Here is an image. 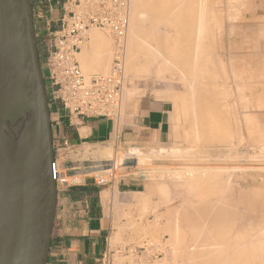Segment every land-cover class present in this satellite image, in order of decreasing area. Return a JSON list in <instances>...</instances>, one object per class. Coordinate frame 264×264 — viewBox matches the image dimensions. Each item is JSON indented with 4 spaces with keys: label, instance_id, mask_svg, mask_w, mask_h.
Instances as JSON below:
<instances>
[{
    "label": "bare ground",
    "instance_id": "1",
    "mask_svg": "<svg viewBox=\"0 0 264 264\" xmlns=\"http://www.w3.org/2000/svg\"><path fill=\"white\" fill-rule=\"evenodd\" d=\"M90 1L89 0H79V2L76 5V9H75V7L73 8V9H75L74 11L76 12V14H81V15L89 14L90 15V13L85 11L86 9L84 10V7L85 8L89 7V9H90V7L92 6V4H91V6H88L89 5L88 3H90ZM93 1H95V0H93ZM123 1H124L123 4H125L126 1L125 0H123ZM215 1H218V0H215ZM215 1H213L214 4L216 3ZM226 1H230V0H226ZM252 2H253V0H252ZM252 2H251V0H244L243 2L241 1L240 2L241 7H239V9L250 11L249 8L254 3V2L253 3ZM92 3H94V2H92ZM98 3H100V2H98ZM255 3H257V0ZM211 4L209 3V0L208 1L207 0H132V3L130 2L128 4L129 6L127 5V13L125 11L126 16L122 13V15L120 17V23L117 24V26L115 28L113 27L115 30H117L115 32L117 33L119 42H121L118 48L122 49L123 51H122V56L120 55V57H118V58H120L118 60L119 63L117 64L115 62L114 65L111 66L112 68L109 70L108 73H106V72L109 69L108 66L111 65V61H112V57H111L112 56V49H111V40L110 39L113 37L110 38L107 35H105L104 33H101L102 31H99L96 28V26H98V25L90 24L88 26V28L85 29L86 31L82 35L83 40L80 41V43H79V49L75 55V58L78 61L79 69H80L81 73H82L81 67L87 73L88 72L89 73H100V74L106 73L103 75H100V74L96 75L97 81L100 82V85H99L100 93L98 94V98L102 97V96H104V98H105L101 102L96 101L97 102L96 110H99V109L107 110V107H111V100L113 99L112 90H111L112 84H113V75L117 71V72H119V75H120V81L118 82V86L120 88V97H121L122 106H121V109L119 112V116L117 118H112L113 116H110V115H107L108 117H105V118L111 120L114 124H116L119 121V119L121 117V113L123 111V96H124L123 92H122L123 86H125V89L127 90L126 93H128V92L130 93L131 92L130 90L133 87H136L135 92L139 93L141 91V88L143 87V82L145 80L149 81L150 78H152L154 80V84H155L154 88L159 89V90L154 89V92L156 91V93H158L157 92V90H158L159 93H161L160 91H162V90H160V89H162V88L167 89V92H169V93L174 92V93H171V94H173L172 98L173 97H175V98L179 97L180 100L182 99L181 102L184 100L183 101L185 103L184 106H186V109L188 110V111H186V113H188V112L190 113L192 111L194 113V111H196V110H198V111L201 110L200 114H202L201 113L202 111H207L206 114L209 117L208 113L212 112L216 115L211 113L212 114L211 117L213 115L215 116V118H211V119H214V120L216 119L215 121L218 122L219 119L222 118V117H219V119H218V116L227 112V111H225V108L228 106L227 103H226L227 106H225V105H223L225 103H221V100L219 101L218 99L215 98V96H216L215 90L217 91V89L215 87V83H217V85L219 84L218 79H217L218 81L215 82V76L218 74L216 72V67H215V65L217 63H215V62L218 59L220 60V58H218L220 56L217 55V54H219L220 51L214 49L215 48V46L213 45L214 42L211 45L210 43H206V42L203 43L202 42L203 38H201L202 41L199 40L200 38H198V37H200V34H201L200 32H198V29L200 31V28H202L203 32H205V33H203V32L202 33L207 34L210 31V29L213 28V27L211 28V26H210L211 25V23H210L211 15L209 16V13H210L209 10H211L210 8L212 7ZM225 4H228V2ZM121 6L124 8L123 5H121ZM105 7L106 6H104V8ZM214 7L215 8H214L213 12L211 10V12L213 14L217 12V11L216 12H214V11L216 8H218L216 6H214ZM223 7H224V5H223ZM109 9H110V7H109ZM212 9H213V7H212ZM236 9L238 10V7L235 8V10ZM117 10H119V8ZM119 11H123V9L119 10ZM92 12H93V10H92ZM106 13H107V11H106ZM106 13L105 14L100 13V15L108 16L109 14L107 15ZM222 13L220 11L217 14L219 16L220 14L222 15ZM229 13H232V12H229ZM95 14H96V12H95ZM97 14H98V12H97ZM235 14L238 15L239 13H235ZM236 15H234L233 17H235ZM214 16H216L219 19H220V17H223V15L220 17H218L217 15H214ZM222 19H220V20H222ZM212 20H213V18H212ZM212 20H211V22H212ZM214 22L212 23V25L216 24ZM217 23L220 24V22H217ZM221 23L223 24V20ZM107 25L109 26L110 24L106 23L105 26L107 27ZM217 26H219V25H217ZM217 26H215V27H217ZM160 28L162 29V31L160 30ZM104 29H106V28L104 27ZM213 31H214V29H213ZM198 33H199V35H198ZM35 35H36V33H35ZM212 35L214 36V34H212ZM205 36H203V37H205ZM207 37L208 36H206L205 39H207ZM118 40L115 43H119ZM204 41H207V40H204ZM84 45H87L88 50L82 51V49H84ZM37 46H38V43H37ZM112 47L114 48V46H112ZM117 49H116V51H117ZM215 51H218L216 56H215ZM39 53L40 52L38 49V54ZM118 54H119V52H118ZM214 57H216L218 59L216 60V58L214 59ZM39 62H40V59H39ZM41 64L42 65H40V68L42 71V76H43V80H44L46 92H47V86H46V74H47V72L46 73L43 72V69H42V66H44L46 68V64H45L44 59L41 61ZM218 64L223 65V63H221V62H219ZM80 65H81V67H80ZM218 66H217V68H218ZM223 67L224 66H221V69L218 68V70H221L223 72L224 71ZM221 71H220V73H221ZM82 74L84 76V73H82ZM220 75H223V74L221 73ZM220 75L218 74V76H220ZM223 76L225 77V75H223ZM220 78H221V76H220ZM85 79H86V82L92 83L91 78L85 77ZM220 83H222V82H220ZM225 83H223V85ZM207 85L209 87H210V85H214V86L212 87V89H210V88H208ZM225 86L227 87V84ZM63 87H64V89H61L62 93L70 91V86L69 87L67 86V82L63 83ZM171 88H173L175 90H173ZM220 89H224V88H220ZM170 90H171V92H170ZM176 90L177 91L181 90V91L179 94H177L175 96ZM137 91H139V92H137ZM162 92H164V91H162ZM169 93H167L166 95H168ZM176 93H178V92H176ZM219 95H218V98H219ZM229 95H231V94H229ZM47 96H48V94H47ZM188 96L191 98V100H189L190 98ZM227 96H228V94H227ZM168 97H169V95H168ZM168 97H167V99H168ZM186 97H188V98H186ZM213 98L218 100V101L215 100L216 101V103H215L213 101ZM48 102H49V104L51 102L49 100V97H48ZM188 102L189 103L192 102V104L191 103L189 104ZM219 102L221 104H219ZM230 105H229V107H230L229 110H231L232 109L231 107H233ZM180 106H181V104H180ZM181 108L183 109L182 106H181ZM238 108H239V106H238ZM234 111H235V108H234ZM237 111H239V110L237 109ZM181 112H183V111H181ZM193 113L191 114V116L195 115ZM234 114H235V112H234ZM226 115H228V113ZM229 115H231V113ZM239 115H240V113H239ZM189 116H190V114H189ZM184 117H185V115H184ZM198 117H199V113H198ZM228 117L222 118V120L224 119V121L221 122L219 130L217 129L218 128L216 125L217 123L215 122L216 124L214 126L217 127V128H215L216 131H218L217 133H215L216 132L215 130H212V131L209 130L208 133L210 131L211 132L215 131V132L211 133V136L207 135L208 137H210V138L212 137L214 139L212 141H215V137H218L221 140V142H222V139H225L224 142H226V140H227V142L228 141L230 142V144H227V142H226L225 144H227V145L222 144L221 142H219L220 144L211 143V146H213V147H211L212 148L211 151L207 150V152L209 151L211 153H214L215 151H218L220 149L216 155L222 156V157L226 156L225 158H227L229 156H232V157L240 156L242 154L241 153V151H242L241 147H243L241 144L242 136L239 133L241 131V130H239L240 129L239 127H241L240 126L241 124L235 123V120H237L238 118L235 119V117L233 118V116H232V118L235 119L234 122L231 121L232 122L231 123L230 120L227 121L226 119ZM186 118H188V116ZM192 118L193 119L195 118L194 124H196V127H198L197 125H198L199 121H198V123L196 122L198 120V119L196 120L197 116L192 117ZM185 119H183V120H185ZM188 119H186L185 121H189ZM204 119H205V122L203 121ZM206 119H208V118L203 117V120H201V118H200L202 125L203 124L205 125V123L207 124ZM222 120H220V121H222ZM190 121H192V120H190ZM238 122H239V119H238ZM210 123H213V122H210ZM187 124H189V123L187 122ZM194 124L192 123L189 125L194 126ZM238 124H240V125H238ZM192 126H191V128L189 127L190 130L191 129L193 130L195 127V126L194 127H192ZM210 126H208V127L206 126V131L208 130V128ZM214 126L213 127L211 126V129H214ZM218 126H219V124H218ZM197 129L199 130V128H197ZM192 130H191V132H189V133H191L190 135L187 134L188 131L186 130L185 131L186 134H184L183 136H185V135L188 137L191 136L190 138H192L194 136V135H192L194 133V132H192ZM195 132H196L195 134L197 135V131H195ZM198 132H200V130ZM202 132L205 133V130H203V127H202ZM234 134H236V138L239 137L238 139H241L239 141L237 140L238 143H236L237 141L235 142L236 146L231 145V139H232L231 135H234ZM198 135L194 136L195 141H197V142H198V139L200 137V135L199 136ZM201 135H203V134H201ZM204 135H206V134H204ZM229 136L231 139L229 138ZM202 137H200V138H202ZM196 138H198V139H196ZM236 138H235V140H236ZM219 139H218V141H220ZM184 140L186 141V139H184ZM207 141L208 140L206 139V142ZM197 142L195 145H199V143H197ZM203 142L205 144L204 138H203ZM200 143H202V142H200ZM208 143H206V145ZM190 144H192V143L190 142ZM201 145H199V146H201ZM206 145H204V146H206ZM250 145H252V144H250ZM250 145L248 148H250ZM207 146H210V143ZM109 147L108 148L103 147L102 150L93 149V150H95V153H98L101 156L104 155V157L106 156L107 158L103 159L100 157L101 159H99L97 161H93V162L99 163V165H96V166L90 167V168H96V169L101 168L102 169L106 166L105 164H103V162H105V161L111 162L113 160L111 158L112 154H111V149ZM53 149H54V147H53ZM179 149H182V148H179ZM201 149H203V148L201 147ZM208 149H209V147H208ZM93 150L91 152H93ZM183 150H186V149L183 148ZM196 150L197 151L194 152V149H193V154H196L198 152V149H196ZM201 151L199 152L200 154L204 153V152L207 153L206 151H204V152H201ZM91 152H87V149L83 150V152H82V153H84L82 155L83 158L85 157L84 156L85 153L90 154ZM191 152H192V150H191ZM125 155H126V153L123 156H125ZM214 155H215V153H214ZM82 156L80 155L79 157L82 158ZM90 156H91V154H90ZM97 156H99V155H97ZM128 157H129V155L128 156L126 155V157H123L122 161L119 162V164H121V166H124V167H121V169L122 168L124 169L126 166L129 167L128 162H129L130 157L129 158ZM222 157H221V159H220V157H218L219 161L226 160V161H224L225 163H227V161H230V160H227L225 158L222 159ZM208 158H209V156H208ZM238 158H232V160H235L234 162H236V161L240 162L241 160H239L240 158L239 159ZM60 159L61 158L58 157L55 160V154H54L53 158L51 159V161L49 163L51 176H52V178L56 184V188L58 186L57 183L63 184V182H64V181L56 182L58 177H59V175H58V173H59L58 172V168H59L58 164L60 162ZM216 159L217 158H214L213 162ZM197 160H198V158H197ZM204 160H206V159H204ZM144 161H145L144 158L140 157L135 162L131 163V167L135 168L138 165L142 164ZM203 163H201V165H196L197 163L195 165H185L184 164L179 169L176 167L177 165H175L174 168H172L173 166H171V167L170 166L169 167H167V166L163 167L162 166L161 169L162 168L163 169L158 170L157 173H155L158 176L154 175L155 177L157 176V178L158 177L160 178V180L157 181L159 184L162 183V185H163L165 183V186L168 185L170 188L173 187L172 190H174L175 194H177V195L179 194V196H180L179 198L180 199L182 198V200H183L182 202L181 201L178 202L179 203L178 206H177V204H176V206L175 205L173 206V203L178 199H176V197L173 199L167 198L163 202H161V203L159 202L160 203L159 206H156V205L154 206L152 204L153 207H150V208L155 209L152 213H151L152 209L150 210V213L152 216L151 222H152V225H154V226L156 224H158V221L160 220L159 218L163 216V213L161 212L160 208L162 206L166 207V208L164 207L166 209V210L164 209V212L166 211L165 214H167V216H165V218L166 217L168 218L167 219L168 223L167 222H164V223L168 224V226L166 225V228L168 227V230L170 232V234H169L170 238L169 239L167 238L168 239L167 241H169L171 239L172 246L175 245L174 247L176 249V250L174 249L175 252L173 251L174 253H176V254H174L172 252L173 248H171L172 249L171 250L170 247H168V249L171 250V252H170V250L168 252H170L171 254H166L164 252L165 250H167V248H166L163 252L168 257H167V259H166V257H164V259H166V260H164L163 262L173 260V261H175V263L171 262L172 264H264V191L261 190V189H264V181L262 182L260 180L261 182L258 181V184H252V183H247V181L241 182L238 179H237V181L236 180L234 181L233 179L231 180V178H232L231 174L234 177H238V176L240 177V175L243 176L242 174H244L241 172L242 169H243V171L250 170L253 172V171H256L253 169L254 167L252 169H251V167H243V168L239 169L240 166H237V165L229 167V166H221L217 163L216 165L210 164L212 166H207ZM186 164H188V163H186ZM107 165L112 167L113 161H112V164H110V165L107 164ZM259 169H260V171L259 172L257 171L258 175L260 173H262L261 168H259ZM106 170H110V168L106 169ZM148 176H149V174L146 175V177H148ZM260 176L262 177L263 175L260 174ZM248 177H250V176H248ZM248 177H245V174H244V178L247 179ZM101 180H105V178H102ZM253 182H256V180ZM233 184H235L237 186V188L241 190V191L239 190L240 194H243V195L245 194V198H243L241 195H239V197L241 196V198H242V202H245L243 200H247V202L250 203V205L251 204L257 205L258 204L256 207H249V209L250 208L251 209H250V211L248 210V213L246 211V213H247L246 216H248V219L251 218V219H249L250 221L252 220L251 222L249 220H248L249 222L247 220H245L247 218L245 216V210L248 209L246 206L247 204L245 205L243 203L244 204L243 208L246 206L245 207L246 209H244V211L241 210V208H242L241 204L242 203L240 201L239 202L241 204H240V206L239 205L238 206L241 208H239L238 206H237L238 209L235 208L237 203L239 204V202H237V201L241 200V199H239L238 195L235 196L236 192H235V194H233V196H235L236 198L238 197V199H236V201H235V199L233 200V198L231 197V192L233 190L229 189L231 192L228 191V187L232 188L234 186ZM162 185H161V188H162ZM147 187H148V185H147ZM245 187L249 188L247 193L246 192L243 193L242 189ZM224 188H227V190H225ZM166 189H168V188H165V191H163L164 195L166 193ZM168 192L166 194H168ZM104 193H106V192L104 191ZM104 193H103V195H106ZM115 193H116V191H115ZM150 193H151V191H150ZM232 193H234V192H232ZM140 194H142V195L140 196ZM140 194H138V196L142 197L143 193H140ZM237 194H239V193H237ZM108 195L109 194H107V196ZM151 195L149 194L148 196H150V198H151ZM195 195H199V197H195ZM33 196H34V194L32 192L27 201L17 202L15 205H13L12 207L9 208L8 218L6 219V222H5V229L9 235H11L13 237H17V235L21 231V229L25 223V217L27 215V212L29 211V209L31 207V204L33 201ZM173 196H176V195H173ZM106 198H105V196H103V201L106 202L107 201ZM148 198H146V199H148ZM120 199L122 200L123 198H120ZM136 199H135L134 203L136 202ZM138 199H139V197H138ZM143 199H145V198H143ZM130 200H131V198H130ZM115 201L119 202V201H117L116 198H115ZM141 201H142V204H141L140 200L139 201L137 200L138 203L140 202V204H138L136 202L138 207H140V205H143L145 207L149 203V202L147 203L146 201L143 202V200H141ZM116 202H114V204ZM121 202H123V201H121ZM128 203L126 202L127 207L130 206L131 202L129 203V205H128ZM124 204H125V201H124ZM124 204L122 205V203H121L122 207H124ZM144 204H146V205H144ZM117 205H118V208H120L119 207L120 202ZM261 206H263V207H261ZM144 207L141 206V209ZM259 207H261L262 209L259 210L260 209ZM145 208H146V210L149 209L147 207H145ZM119 210H121V212L123 211L122 209H119ZM125 210H127V209H125ZM197 210L200 212V214L198 213ZM139 211H141V210H139ZM121 212H120V214H121ZM124 212H127V211H124ZM141 212H143V211H141ZM242 212H244V214ZM120 214H119V216H121ZM127 214H128V212H127ZM127 214H125V215H127ZM242 214H243V216H242ZM122 215H123V213H122ZM119 216H118V220L123 218V216H121V218ZM129 217H131V216H129ZM126 218H127V216L125 218H123V220L125 221ZM233 219H239L240 223L242 220H245L244 222L243 221L242 222L244 224L248 223V226L253 224L254 219H255L256 221L253 224L254 228L252 226L251 227L249 226V227H250V230H251V228H253L252 229L253 232L256 230L255 232L259 235L257 236L256 233L254 232L255 234H253V235L254 236L256 235L255 239L252 238L251 240L247 241L248 239L244 238V237H246L245 236L246 233H244L243 234L244 236L243 235L242 236L244 239H246V242L243 240L244 243H242V245H238L235 242L231 243V244H233V245L236 244V246L231 245L230 242H231V239L233 237H232V234H230V233L231 232L234 233V232L232 229L233 223H231L230 221ZM127 220H128V218H127ZM239 220H238V222H239ZM133 221H131V222H133ZM235 221L236 220H233V222H235ZM117 222L120 223V224L117 223V225H116V227L119 228L118 225H121L122 221H117ZM228 222H230L231 224ZM164 223H163V225H164ZM133 224H135V223H133ZM236 224H237V221H236ZM242 224H240V225H242ZM244 224H243V226H244ZM128 225H130V223ZM137 225H138V222H137ZM137 225H136V227H139V225L138 226ZM152 225H151V227H154ZM163 225L161 224V227H163ZM234 225H235V223H234ZM238 226H239V224H237V226H236L237 228L241 227V226H239V227ZM245 226H247V225H245ZM125 227H126V224L123 226V228H122L123 230H120V231L126 232L128 229L130 231L133 230V226H132V229H130L131 227L130 228H125ZM164 227H165V225H164ZM137 229H135V227H134L135 231ZM139 229H141V228H139ZM159 229H160V231L165 230V229L163 230L162 228H159ZM238 230L240 231V229H238ZM117 231H118V233H120L119 230H117ZM132 232H130V233H132ZM154 232H158V231L154 230ZM236 232L234 235L235 237H237ZM166 233L167 232H165V234ZM152 234H153V232H152ZM237 234L241 235L242 233L237 232ZM123 235H125V234H123ZM166 235H168V233ZM142 236H143V234H142ZM151 236H153V235H151ZM155 236H153L152 238H154ZM164 237H165L164 238V240H165L167 236H164ZM239 237L240 236H238L237 238H239ZM119 239H120V237H119ZM233 239H235V238H233ZM158 240H160V239H158ZM154 241H155V238H154ZM167 241H165V243ZM255 241H257L259 243H257V242L255 243ZM168 243L171 244L170 242H168ZM173 243H174V245H173ZM228 245L231 246L230 250L232 248V253L230 252L231 254L230 253L229 254H227V253L226 254H220L221 249L223 250L225 247H227L226 248L227 252H229L228 251L229 250ZM157 247H159V246H157ZM152 249H154V248H152ZM149 250H151V249H149ZM160 250H162V249H160ZM156 259H157V257L154 260H156ZM158 259L160 260L161 258H158ZM152 261H153V259H152ZM160 262L162 263V260H160ZM157 263H159V262H157ZM171 263H169V264H171ZM107 264H109V263H107ZM162 264H164V263H162ZM167 264H168V262H167Z\"/></svg>",
    "mask_w": 264,
    "mask_h": 264
},
{
    "label": "rangeland",
    "instance_id": "2",
    "mask_svg": "<svg viewBox=\"0 0 264 264\" xmlns=\"http://www.w3.org/2000/svg\"><path fill=\"white\" fill-rule=\"evenodd\" d=\"M117 1H119V3H121L123 0H117ZM125 1H126L125 4H123L124 3V1H123L122 4H119V5L115 4V7H110V9H109V5L111 6V0H102V1L101 0L100 1L99 0H97V1L96 0L95 1L91 0L90 3H88L89 4L88 6H91V4H92V6L94 8L92 6L90 7V9H89V7L88 8H85L84 7V10L86 9L85 11L88 12V13H90V14L91 13L92 14H95V12H96V14H97V12H98V14H100V13L101 14L102 13L105 14L106 11H107V13H106L107 15L108 14L109 15H112L113 14V11H116V14L119 13V14L122 15V13H123L126 16V13H127V5L130 2L132 3V0H129V1L128 0H125ZM213 1H215V0H213ZM213 1L212 0H209V3L210 4L212 3L211 5H212L213 9H212V7L210 8L212 10V12H213V10L215 8L214 6L218 7V8L215 9L214 12H216V11L217 12L214 13V14L211 12V10H209V12H210L209 13V16L211 15V19H210L211 25L210 26H211V28L212 27L213 28L210 29V31H209L210 33L208 32L207 34H203L205 32H203V29L202 28H200V31L198 29V32L201 33L200 34V37H198V38H200L199 40H201V41H202L201 38H203V41H202L203 43L206 42V43H210L212 45V43L214 42L213 45L215 46V48L214 47L213 48L215 50H219L220 51L219 54H217L218 51H215V56H216V54L220 56V57H218V58H220V60L218 58L214 57V59L215 58H216V60L218 59L217 61L215 60L216 61L215 63H217L215 65L216 72L219 75L222 73L223 75H225L226 78L223 75H220L221 76V78H220V76H218V74L215 76V82H217L219 80V82H218L219 84L218 85H217V83H215V87L217 89V91L215 90V92H216L215 98L218 99L219 101L221 100V103H225L223 105H225V106L228 105V106L225 108V111H227V112L224 111L225 113H223L220 116H218V119H219V117L225 118V117H228V116L229 117L226 120L227 121L230 120V122L231 121L234 122V120L237 119V118L239 119V122H238V119H237V120H235V123H240L241 124V125L240 124H238V125L241 126V127H239L240 128L239 130H241L239 133L242 136V140L241 139H238L239 137L236 138V134H234L235 136L234 135H231L232 139L230 138V136H229V138L231 139V145H235V146H236V143H238L239 140L242 141L241 144H242L243 147H241L242 149L240 148L242 150L241 151L242 154L240 156H236V157L229 156L227 158H225L226 156H224V157L217 156L216 154L219 152L220 149L218 151H215L214 152L215 155H214V153H211L209 151H208L209 152L208 153L207 150H210L211 151V149H212L211 147H213V146H211V143L220 144L219 142H221V140L218 137H215V141L216 142L215 141H212L214 139L212 137H211L212 138L211 139L207 135L211 136V133L215 132L216 131L215 128H217V127H218L217 129L219 130L220 124H221V122L224 121V119L222 120V118H220L219 121L217 122V121H215L216 119L215 120L214 119H211V118H215L214 115H216V114H214L212 112H209L208 113L209 117H208L207 114H206L207 111H202L201 112L202 114H200V111L201 110H199V111L196 110V111H194V113H193V111L190 112V113L189 112L186 113V111H188V110L186 109V106H184L185 105V103L183 102L184 100L182 101L183 102L182 103L181 102L182 99L180 100L179 97H176L177 99L175 97H173L174 98L173 99L172 98L173 94H171V93H174V92H171V90H170L171 93H169V92H167V89H163L162 88L160 90H162L164 92L160 91L161 93H159V91H158L159 89L156 88V89H158L157 90L158 93H156V91L154 92V89H155L154 86H155V84H154V80L152 78H150L149 81L148 80L147 81L145 80L143 82V87L141 88V91L140 92L137 91L139 93H136L135 92L136 87L131 88V90H130L131 92L130 93L129 92L126 93L127 90L125 89V86H123V88H122V92H123V95H124L123 96V109H125V106H126L127 101L136 99V98L142 96L143 94H150L153 97L162 98V99H165V100L170 101L171 104H172V106L174 107V112H175V116H176L175 118L177 120L179 119L178 130H177V133L175 135V138H174V140H173V142L171 144L152 145V146H149V147H130V146L123 145L122 143H120L118 141V139L111 138V139H109L107 141H104V142H101V143H97V144H92V145H80V146H75V147H63V148L60 147V146H58V147H55L54 148L55 160L58 157L61 158L60 159V162L58 164V167H59L58 168V172H59L58 173V175H59L58 179L59 180L57 179L56 182L64 181L63 184L65 183V185L59 187V190L62 189V188H64V187L67 188V187H69V186H71L73 184L79 183L83 179H92L94 182H97V184L100 187H102V189L106 188V190L113 191L112 197L113 196L114 197L111 198V199H109L108 202H104L103 201L104 204H105V206H106V208H107V212H108V214L111 217V232H110V236H109L110 248H109V254H108V263L109 264H160L161 263L160 260H162V263H164V264L165 263L167 264V262H168V264L171 263V262L172 263L173 262L175 263V261H173V260H169L170 262L169 261L163 262L168 257V256L165 255V253L166 254H171L170 253L171 250H172L171 248H173L172 252L175 249L174 243H173L174 246H172L171 239L169 241H167L170 238V235H169L170 232L168 230V227L166 228V225L168 226V224H167L168 223V221H167L168 218L167 217L165 218V216H167V214H165L166 211L164 212V209L166 208L165 206H162L160 208L161 212L163 213V216H162L163 218L160 217L159 218L160 220L158 219L159 220L158 221V224H156L154 226V225H152V222H151L152 221V219H151L152 218L151 213L155 210L153 208H150V207H153L152 204L154 206L155 205L156 206H159V204L161 202H163L165 199H167V198H172L173 199L175 197L178 200H176L173 203V206L174 205L176 206V204L178 206V204H179L178 202L179 201H181V202L183 201L182 198L181 199L179 198L180 197L179 194L178 195L175 194L174 190H172L173 187L170 188L167 184H166L167 186H165V183L163 184L164 185L163 186L162 183L159 184L157 182V181L160 180V178L159 177L157 178L158 175L155 174V173H157L158 170H162L163 169V168L161 169L162 166L163 167L164 166L165 167L166 166L167 167L173 166L172 168H174V166L177 165L176 167L179 169L184 164L185 165H195L197 163L196 165H201V163L204 162L203 164H205L207 166H212L210 164H215L216 165L218 163L221 166H229V167L237 165V166H240L239 169H241L243 167H251V169H252L254 167L253 169L256 170V171H253V172L250 171V170H245V171H243V169L241 170V172L245 174V177L250 176L247 179L244 178V174H242L243 176L240 175V177L239 176L238 177H234L231 174V177H232L231 180L233 179L234 181L235 180L237 181V179H238L241 182H246L247 181V183H252V184H258V181L259 182H261V181L263 182L264 181V174H263L264 173V168H263L264 167V0H257V3H255L256 0L255 1L253 0L254 3L251 0V2L253 4L249 8L250 11H248V10H240L239 9V7H241V3L240 2L241 1L243 2L244 0H241V1L240 0H234V1L233 0H230V1L218 0V1H215L217 4L216 3L214 4ZM92 2H94V3H92ZM98 2L105 3L104 6H106V7L105 8L104 7H99V4L100 3H98ZM224 2L225 3L228 2V4H225ZM121 5H123L124 8ZM223 5H224V7H223ZM234 7L235 8L238 7V10L237 9L235 10ZM118 8H119V10H122L123 9L124 12L117 10ZM92 10H93V12H92ZM125 11H126V13H125ZM220 11H221V13L223 12L222 13L223 17H220V16H222L221 14L218 16L217 13L220 12ZM229 12H232V13H229ZM234 12L235 13H239V14L236 15ZM214 15H217L218 17H220V19L223 18L222 19L223 20V24L221 23L222 20H220L219 18H217ZM234 15H236V16L233 17ZM212 18H213V20H212ZM211 20H212V22H211ZM213 22L216 23V24H213L212 25ZM217 22H220V24L217 23ZM119 23H120V19H119L118 24ZM217 25H219L220 27L217 26ZM215 26H217V27H215ZM104 27L106 29H104ZM96 28L99 31H102L101 33H104L108 37H110V38L113 37L111 39L109 38L111 40V49H112V56L111 57H112V61H111V65L108 66L109 69L106 72V73H108L109 70L112 68L111 66H113L114 63L116 62L117 58L120 57V55L122 56V51L123 50L120 49V48H118L121 42H119L117 33L115 32L117 30H115L113 27H111V25H109V26L107 25V27L106 26H96ZM213 29H214V31H213ZM160 30L162 31L161 28H160ZM212 34H214V36ZM198 35H199V33H198ZM205 35L208 36L207 39H205L206 38ZM203 36H205V37H203ZM117 40H118L119 43H115V42H117ZM204 40H207L208 42L207 41H204ZM112 46H114L115 49ZM42 49H43L42 50V55L41 56L39 55L40 65H42L41 64L42 57H45L46 56V53L45 52H47L45 46ZM116 49H117V51L120 49L118 51L119 54L116 51ZM83 50H88L87 45H84V49H82V51ZM119 59L120 58H118V60ZM218 61L221 62V63H223V65H219L218 64L219 63ZM217 66H218L219 69H221V66H224L223 67L224 68L223 69L224 71L222 72L221 70H218ZM80 67H81V65H80ZM42 69L44 71V66H42ZM81 70H82V73H84V76L86 78H91L92 76H96V75H99L100 74V73H89V72L87 73L86 71L83 70L82 67H81ZM220 71H221V73H220ZM106 73H102L100 75H103V74H106ZM220 82H222V83H220ZM223 83H225V84L223 85ZM226 84H227V87L225 86ZM46 86H47L48 94H50L51 93V90L53 89V87H51L48 82H46ZM213 86L214 85H210V87L208 86V88L212 89ZM220 88H224V89H220ZM171 89H173V88H171ZM173 90H175V89H173ZM180 91H177L176 90L175 91V96L177 94H179ZM176 92H178V93H176ZM167 93H169L168 94L169 97H168V95H166ZM217 94L218 95L220 94L221 96L219 95V98H218V95ZM227 94H228V96H227ZM229 94H231V95H229ZM167 97H168V99H167ZM188 97H186V98H188ZM216 99L213 98V101L215 103H216V101H218ZM189 100H191V98ZM57 103L63 109V107L61 106V104L59 102H57ZM190 103L192 104V102H190ZM221 103L219 102V104H221ZM226 103H227V105H226ZM232 103L234 105L235 104L236 105L234 106ZM180 104L183 107V109L181 108ZM229 105L230 106H233V107H231L232 108L231 110H229L230 109ZM238 106H239V108H238ZM234 108H235V111H234ZM237 109L239 111H237ZM181 111H183V112H181ZM234 112H235V114H234ZM192 113L197 116L196 120L197 119L198 120L197 121L195 120V121L197 123L199 121V123L197 125L198 127H196V124H194V119L195 118L193 119L192 117H196V116L195 115L191 116ZM198 113H199V117H198ZM211 113L214 114L212 117H211V115H212ZM227 113H228V115H226ZM230 113H231V115H229ZM239 113H240V115H239ZM189 114H190V116H189ZM184 115H185V117H184ZM186 115L188 116L189 119L186 118L187 117ZM205 116L208 118V119H206L207 124L205 123V125L204 124L202 125V123L200 121V118H201V120H203V117L206 118ZM232 116H233V118L235 117V119H233ZM185 118L188 119L189 121H185L186 120ZM183 119H185V120H183ZM190 120H192V121H190ZM220 120H222V121H220ZM203 121L205 122V119ZM187 122L189 124H192L193 123L194 126H195L194 127V126L191 125L192 127H194L193 130L191 129L192 132H194L192 135L197 136L200 133L199 134L200 137L203 136L202 138L199 137V139L196 138V139H198V142L195 141L194 136L192 138H190L191 136H189V137L186 136V135H185L186 137L183 136L184 134H186L185 133L186 130L188 131L187 134H189V135L191 134V133H189V132H191V130H190L191 126L189 124H187ZM210 122H213L214 124L213 123H210ZM215 124L217 125V127L214 126ZM218 124H219V126H218ZM210 125L212 127L214 126V129H211V126ZM201 126L203 127V130H205V133L202 132V127ZM206 126L207 127L210 126L207 131H206ZM197 128H199L200 132H198L199 130ZM194 130L197 131V135L195 134L196 132ZM209 130H211V131L212 130H215V131H213V132L210 131L209 132L210 134H209L208 133ZM217 132L218 131H216L215 133H217ZM201 134H203V135H201ZM204 134H206V135H204ZM203 138H204L205 144L203 142ZM235 138H236V140H235ZM184 139H186V141ZM206 139L208 140L207 142H206ZM218 139L220 141H218ZM224 141H225V139H222V142L221 143L222 144H225L227 142V140H226V142H224ZM190 142L192 144H190ZM196 142L199 143V145H201V144L202 145L201 146L195 145ZM200 142H202V143H200ZM208 142L210 143V146H207L209 144ZM206 143H208V144L206 145ZM227 144H230V142L228 141ZM227 144H225V145H227ZM250 144H252V145H250ZM204 145H206L207 147L204 146ZM249 145H250V148H248ZM177 146L179 148H182V149H179ZM103 147H105V148H108L109 147L111 149V154H112L111 155V158L113 159L112 160L113 161V166L111 167V166H108L107 165V164H109V165L112 164V161L111 162L105 161V162H103V164H105L106 166L104 168H102V169L101 168H97V169L96 168H90V167H94L96 165H99V163L93 162V161H97V160H99L101 158H103V159L107 158L106 156L104 157V155L101 156L100 154L95 153V150H102ZM201 147L203 149H201ZM208 147H209V149H208ZM183 148L186 149V150H183ZM85 149H87V152H91L93 149H95V150H93V152L95 154L93 152H91L90 153L91 156H90V154L85 153V155H84L85 157L83 158L82 155L84 153H82V152ZM193 149H194V152L197 151L196 149H198V152L196 154H193ZM191 150H192V152H191ZM199 150L200 151L202 150L201 152L206 151L207 153L204 152V153H201L200 154L199 153L200 152ZM125 153H126L127 156L129 155V157H130L129 162H128L129 167L126 166L124 169L123 168L121 169V167H124V166H121V164H119V162L122 161L123 157H126V155L123 156ZM79 154L82 156V158L79 157L80 156ZM97 155H99V156H97ZM208 156H209V158H208ZM140 157H143L145 161L142 164L139 163L140 165H138L137 167L132 168L131 167V163L135 162ZM218 157H220V159H221V157H222V159L225 158L227 160H230L231 162L230 161H227V163H225L224 161H226V160L219 161ZM197 158H198V160H197ZM214 158H217L218 160L216 159L213 162ZM232 158H238L241 161L240 162H237V161L234 162L235 160H232ZM204 159H206V160H204ZM186 163H188V164H186ZM109 168H110V170H106V169H109ZM259 168H261V170H262V173H260L261 175H263L262 177L260 176V174L258 175V172L260 171ZM148 174H149V176L150 175L151 176L150 177L149 176L146 177V175H148ZM154 175H157V176L155 177ZM100 178L101 179L102 178H105V180H101ZM255 180H256V182H253ZM147 185H148V187H147ZM161 185H162V188H161ZM233 185L234 186L232 188H229L228 187V191L233 190L232 192H234V193H232L230 191L231 192V197L233 198V200L235 199V201H236V199H238L239 195H241L243 198H245V194L244 195L243 194H240V191L241 190L238 189L235 184H233ZM131 187H135L136 190H134L132 192H129L127 189L128 188H131ZM165 188H168V189H166V193L168 191L169 192H168V194L165 193V195H164V192L163 191H165ZM224 189L227 190V188H224ZM242 190H243V193H245V192L247 193V191L249 190V188L248 187H245ZM261 190L264 191V189H261ZM115 191H116V193H115ZM150 191H151V193H150ZM235 192H236V195L235 196L238 195L237 198L235 196H233V194H235ZM140 193H143V196L144 195L146 196V197L145 196L144 197L142 196L145 199L148 198V197L150 198V196H148L149 194L150 195L152 194V195H151V198L150 199L148 198V199L145 200L142 197H140L142 195ZM237 193H239V194H237ZM138 194H140V196H138ZM173 195H176V196H173ZM241 196L239 197V199H241V200H238L237 202L240 201L242 204L243 203L245 205L247 204L246 206H247L248 209L245 210V216H246V214L248 213V210L250 211V209H251V208L249 209V207H256L258 204L256 205V204L253 203L254 205H252V204L250 205V203H248L247 200H243L245 202H242ZM138 197H139V199H138ZM195 197H199V195H195ZM115 198L117 199V201L120 202V206H119L120 208H118V205L117 204L119 202H116L115 201ZM120 198H123V199L121 200ZM130 198H131V200H130ZM135 199H136V202H137V200L138 201L140 200L141 204H142V201L141 200H143V202L144 201H146L147 203L149 202L147 204V206H145V207H147L149 209L146 210V208L143 205H140V207H138L137 206V203L138 202L137 203L136 202L134 203ZM120 200L123 201V202H121ZM113 201L116 202V203L114 204ZM124 201H125V204H124ZM126 202L127 203L128 202L129 203L131 202L130 206L127 207L126 206L127 205ZM140 202L138 204H140ZM240 202H239V204L237 203V205L235 204L236 205V207H235L236 209H238V207L240 206V204H241ZM121 203H122V205L124 204V207H122ZM129 203H128V205H129ZM242 204H241L242 208L241 207H239V208H241V210L244 211V209H246L245 208L246 206L243 208L244 204L243 205ZM144 205H146V204H144ZM141 206L144 207L145 209L144 208L141 209ZM261 207H263V206H261ZM261 207H259L260 208L259 210L262 209ZM119 209H122L123 211L121 212V210H119ZM125 209H127V210H125ZM139 210L143 211L144 213L141 212V211H139ZM150 210H151V213H150ZM119 211L121 212V214H120ZM124 211H127L128 214H127V212H124ZM246 211H247V213H246ZM122 213H123V215H122ZM198 213L200 214L199 211H198ZM242 213L244 214V212H242ZM119 214L121 216H123V218H125L127 216L128 220H127V218H126L125 221L123 220V218L120 219V220H118ZM125 214H127V215H125ZM243 214H242V216H243ZM121 216H119V217L121 218ZM129 216H131V217H129ZM246 217H245L246 218L245 220H247V221L249 219H251V218L248 219V216H246ZM132 219L133 220L135 219V220L133 221ZM233 220H236L237 221V224H239V226H241V227L240 228H237L236 227L237 226L236 221L233 222ZM233 220H231L230 222L233 223L232 229H233V232L234 233L231 232L230 234H232V237L235 238V239L232 238L230 244L235 242L238 245H242V243H244L243 240L246 242V239H248L247 241H249L252 238L255 239V236L256 235L257 236L259 235V234H257L255 232L256 230L254 231L256 233V235L255 236L253 235V234H255L253 232V230H252L254 228L253 227L254 226L253 224L256 221L255 219H254L253 224L249 225L250 227L251 226L253 227V228H251V230H250V227L248 226V223L247 224L246 223L245 224L243 223L245 220H242L243 222L241 221V223H240V220L239 219H233ZM238 220H239V222H238ZM117 221H122V224L121 225H118L119 228L116 227L117 223H119ZM131 221H133V222H131ZM137 222H138L139 227H136ZM164 222H167V223H164ZM230 222H228V223H230ZM129 223H130V225H128ZM133 223H135V224H133ZM163 223H164L165 227H164ZM234 223H235L236 226L234 225ZM242 223L244 224V226H243ZM125 224H126V227L125 228H130L131 227L130 229H132V226H133V230L130 231L128 229L126 232H123V231L121 232L120 230H123L122 228H123V226ZM161 224L163 225V227H161ZM240 224H242V225H240ZM151 225L154 226V227H151ZM245 225H247V226H245ZM134 227H135V229L138 228L136 230L137 232L134 230ZM139 228H141V229H139ZM159 228H162L163 230L164 229L165 230L164 231H160ZM238 229H240V231ZM117 230H119L120 233H118ZM154 230L155 231L157 230L158 232H154ZM235 230L237 232L242 233V234L241 235L240 234H237V232ZM130 232H132V233H130ZM152 232H153V234H152ZM165 232H167L168 235H166L167 233L165 234ZM235 232H236V236L237 237L240 236L239 238H237V237L234 236L235 235ZM244 233H246V235H245L246 237H244L246 239L243 238V236H244L243 234ZM121 234L122 235L125 234V235L122 236ZM142 234H143V236H142ZM151 235H153V236L156 235L154 237L155 238V241H154V238H152L153 236H151ZM164 236H167L165 240H164V238H165ZM119 237H120V239H119ZM158 239H160V240H158ZM165 241H167V242L165 243ZM168 242H170L171 244H169ZM256 242L257 241H255V243ZM257 243H259V242H257ZM159 244L160 245L162 244V245L160 246ZM236 244L235 245L231 244V245L236 246ZM157 246H159L160 248L157 247ZM228 246H229V250H228L229 252H227V249H226L227 247H225L224 249L226 251L224 249L223 250L221 249V251H220L221 253L220 252L219 253L220 254H226V253L229 254L230 252L232 253V248L230 250V247L231 246L230 245H228ZM168 247H170L171 250L168 249ZM152 248H154V249H152ZM166 248H167V250H165ZM149 249H151L152 251L149 250ZM160 249H162V250H160ZM169 250H170V252H168ZM174 254H176V253H174ZM156 257H157V259L154 260ZM164 257H166V259H164ZM158 258H161V259L159 260ZM152 259H153L154 262L152 261ZM157 262H159V263H157Z\"/></svg>",
    "mask_w": 264,
    "mask_h": 264
},
{
    "label": "water",
    "instance_id": "3",
    "mask_svg": "<svg viewBox=\"0 0 264 264\" xmlns=\"http://www.w3.org/2000/svg\"><path fill=\"white\" fill-rule=\"evenodd\" d=\"M50 108L31 0H0V264H46L57 188ZM33 201L13 237L9 208Z\"/></svg>",
    "mask_w": 264,
    "mask_h": 264
},
{
    "label": "crops",
    "instance_id": "4",
    "mask_svg": "<svg viewBox=\"0 0 264 264\" xmlns=\"http://www.w3.org/2000/svg\"><path fill=\"white\" fill-rule=\"evenodd\" d=\"M78 2L31 0L40 56L48 32L58 28L60 18L74 11ZM43 72H47L45 67ZM49 107L54 148L92 145L111 138L130 147L171 144L179 125L171 102L150 94L127 101L116 124L103 116L71 113L55 101ZM112 195L113 191L102 189L92 179H83L60 190L57 186L46 264H105L108 261L111 217L103 196L108 202Z\"/></svg>",
    "mask_w": 264,
    "mask_h": 264
},
{
    "label": "built area",
    "instance_id": "5",
    "mask_svg": "<svg viewBox=\"0 0 264 264\" xmlns=\"http://www.w3.org/2000/svg\"><path fill=\"white\" fill-rule=\"evenodd\" d=\"M119 5L117 0H111V6ZM105 3H100L99 7H104ZM121 14L113 11L112 15L102 16L100 14H76L75 11L60 18V25L55 30H50L45 38L46 56L44 57L47 74L46 82L53 89L48 94L51 103L59 102L63 109L78 115L113 116L117 118L122 106L120 97L119 72L113 75L111 107L107 110H96V104L104 100V96L98 98L100 93V82L97 76L91 77V82H86L85 77L79 69V64L75 55L79 49V43L83 40L82 35L90 24L105 26L106 23L111 27H116ZM118 64V58L116 60ZM67 82L70 91L61 92L64 89L63 83ZM59 187L65 185L57 183ZM108 262H105L107 264Z\"/></svg>",
    "mask_w": 264,
    "mask_h": 264
},
{
    "label": "trees",
    "instance_id": "6",
    "mask_svg": "<svg viewBox=\"0 0 264 264\" xmlns=\"http://www.w3.org/2000/svg\"><path fill=\"white\" fill-rule=\"evenodd\" d=\"M47 94H48V91H47Z\"/></svg>",
    "mask_w": 264,
    "mask_h": 264
}]
</instances>
